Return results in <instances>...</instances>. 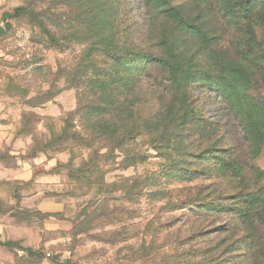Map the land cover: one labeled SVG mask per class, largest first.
Instances as JSON below:
<instances>
[{
    "label": "rangeland",
    "instance_id": "1",
    "mask_svg": "<svg viewBox=\"0 0 264 264\" xmlns=\"http://www.w3.org/2000/svg\"><path fill=\"white\" fill-rule=\"evenodd\" d=\"M0 264H264V0H0Z\"/></svg>",
    "mask_w": 264,
    "mask_h": 264
},
{
    "label": "trees",
    "instance_id": "2",
    "mask_svg": "<svg viewBox=\"0 0 264 264\" xmlns=\"http://www.w3.org/2000/svg\"><path fill=\"white\" fill-rule=\"evenodd\" d=\"M227 81H228V80H227ZM236 108L238 109V106H237ZM237 113H238V112H237ZM231 167H232L233 169H235V165H232Z\"/></svg>",
    "mask_w": 264,
    "mask_h": 264
}]
</instances>
